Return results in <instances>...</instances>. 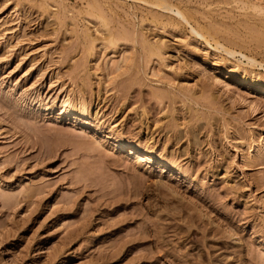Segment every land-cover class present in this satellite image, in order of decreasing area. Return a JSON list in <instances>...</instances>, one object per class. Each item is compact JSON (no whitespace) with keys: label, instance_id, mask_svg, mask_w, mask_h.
I'll list each match as a JSON object with an SVG mask.
<instances>
[{"label":"rangeland","instance_id":"rangeland-1","mask_svg":"<svg viewBox=\"0 0 264 264\" xmlns=\"http://www.w3.org/2000/svg\"><path fill=\"white\" fill-rule=\"evenodd\" d=\"M0 264H264V0H0Z\"/></svg>","mask_w":264,"mask_h":264},{"label":"bare ground","instance_id":"bare-ground-1","mask_svg":"<svg viewBox=\"0 0 264 264\" xmlns=\"http://www.w3.org/2000/svg\"><path fill=\"white\" fill-rule=\"evenodd\" d=\"M143 1V0H142ZM137 2V1H136ZM158 2V1H157ZM143 3V2H142ZM148 4V3H147ZM156 4V6H160V7H162L161 9H163L164 10V8H170V5H168V4H170L169 2H158V3H155ZM172 6V5H171ZM149 7V6H148ZM173 8H175V10H176V13L179 15V16H181L184 20H186V17H185V15H183V13L179 10V9H176V7H174V6H172ZM171 7V8H172ZM155 9V8H154ZM94 11H95V9H94ZM166 11H168L169 12V10H166ZM171 11V10H170ZM180 17V18H181ZM101 18V17H100ZM99 18V19H100ZM258 21V20H257ZM261 22V21H260ZM186 23H187V21H186ZM194 28V27H193ZM193 31H195L198 35H200V36H202V37H204L205 38V36H204V33H202V32H200V31H198V30H196V29H193ZM195 32H194V34H195ZM218 35V34H217ZM212 36V35H211ZM208 37V36H207ZM213 38V37H212ZM206 39V38H205ZM214 42H216V41H214ZM218 45V44H217ZM222 45V44H221ZM146 46H148V45H146ZM222 47V46H221ZM232 47V46H231ZM149 48V47H148ZM156 48V47H155ZM223 50H225L226 52H229L230 54H233L232 52H234V50L232 51V50H229V48L227 49V48H224ZM157 52H158V50H157ZM159 54V53H158ZM255 60V59H254ZM253 62V61H252ZM118 142V141H117ZM116 142V143H117ZM118 144V146H120V147H124L125 146V143H123V142H120V143H117ZM132 152H143L142 151V149H140V148H135V147H130V153H132Z\"/></svg>","mask_w":264,"mask_h":264}]
</instances>
